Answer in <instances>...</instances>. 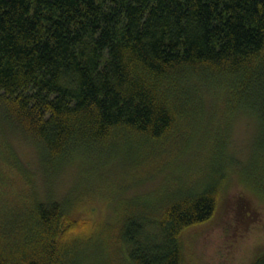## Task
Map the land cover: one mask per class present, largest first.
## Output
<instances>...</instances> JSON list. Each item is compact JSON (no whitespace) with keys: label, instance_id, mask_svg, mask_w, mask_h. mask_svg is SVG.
<instances>
[{"label":"trees","instance_id":"16d2710c","mask_svg":"<svg viewBox=\"0 0 264 264\" xmlns=\"http://www.w3.org/2000/svg\"><path fill=\"white\" fill-rule=\"evenodd\" d=\"M219 99L229 118H254L264 156V0H0V118L49 176L118 153L126 168L198 150ZM224 167L151 209L122 205L102 233L117 264H190L184 232L234 184ZM245 172L242 193L264 195V173ZM68 198L5 203L0 264H81L88 244L70 235L85 223Z\"/></svg>","mask_w":264,"mask_h":264},{"label":"rangeland","instance_id":"374dc122","mask_svg":"<svg viewBox=\"0 0 264 264\" xmlns=\"http://www.w3.org/2000/svg\"><path fill=\"white\" fill-rule=\"evenodd\" d=\"M221 103L225 102L219 99L214 104L217 113L207 128L208 143L198 150L191 146L176 158L126 168L115 165L122 161L118 153L109 163L83 161L74 166V172L64 169L52 176L45 173L36 146L0 118V216L10 209H2L5 203L25 204L31 193L45 198L69 197L72 215L85 223L81 231L70 235L88 244L79 256L81 264H117L120 255L113 257L102 233L118 224L122 205L151 209L170 193L197 191L223 165L228 183L232 180L234 184L222 191L217 210L208 221L184 232L186 250L190 264H250L264 249V195L249 186V194L255 198H247L241 190H247L245 168L264 173V156L256 145L254 118L231 119ZM227 131L229 146L223 147ZM230 153L241 160L240 165L230 159ZM118 251L121 254L120 247Z\"/></svg>","mask_w":264,"mask_h":264}]
</instances>
